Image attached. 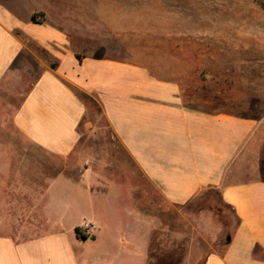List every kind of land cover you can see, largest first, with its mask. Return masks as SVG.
Segmentation results:
<instances>
[{"label":"crops","instance_id":"1","mask_svg":"<svg viewBox=\"0 0 264 264\" xmlns=\"http://www.w3.org/2000/svg\"><path fill=\"white\" fill-rule=\"evenodd\" d=\"M184 19L183 0H0V264H264V118L183 78ZM87 97L108 142L82 143ZM209 191L230 229L185 207Z\"/></svg>","mask_w":264,"mask_h":264},{"label":"rangeland","instance_id":"2","mask_svg":"<svg viewBox=\"0 0 264 264\" xmlns=\"http://www.w3.org/2000/svg\"><path fill=\"white\" fill-rule=\"evenodd\" d=\"M183 14L192 17V21L184 19L183 30L192 31L198 39L199 53L197 57H181L199 66L198 72L182 73L183 78L197 79L199 95L212 97L209 105L215 109L264 118V0H183ZM34 17L36 22L42 20L40 14ZM15 68L21 70V89L25 92L33 81L27 71L33 68L27 64ZM95 127L101 131L91 135ZM81 131L88 133L82 143L110 139L101 109L94 102L88 104ZM185 207L214 209L216 223L226 229L236 223L234 213L222 205L215 191Z\"/></svg>","mask_w":264,"mask_h":264},{"label":"trees","instance_id":"3","mask_svg":"<svg viewBox=\"0 0 264 264\" xmlns=\"http://www.w3.org/2000/svg\"><path fill=\"white\" fill-rule=\"evenodd\" d=\"M32 22H36V20H35V17H32ZM87 104H91L92 103V101L90 100V98H88L87 97ZM77 234H78V236L80 237V238H82V239H87V236L86 235H84L83 233H82V231H81V229H77Z\"/></svg>","mask_w":264,"mask_h":264},{"label":"built area","instance_id":"4","mask_svg":"<svg viewBox=\"0 0 264 264\" xmlns=\"http://www.w3.org/2000/svg\"><path fill=\"white\" fill-rule=\"evenodd\" d=\"M89 229H90V227H89V225L88 224H86L85 225V234H88V231H89ZM83 232V231H82ZM83 234H84V232H83Z\"/></svg>","mask_w":264,"mask_h":264}]
</instances>
